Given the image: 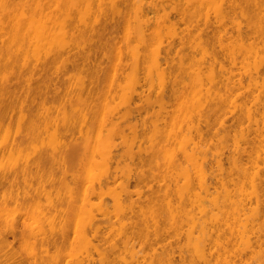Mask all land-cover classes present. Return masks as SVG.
I'll return each instance as SVG.
<instances>
[{"label":"bare ground","instance_id":"1","mask_svg":"<svg viewBox=\"0 0 264 264\" xmlns=\"http://www.w3.org/2000/svg\"><path fill=\"white\" fill-rule=\"evenodd\" d=\"M83 1H86L85 6H82ZM164 1L0 0L3 5V8L0 9V41L3 42L5 36L11 37V47H16V49L36 47L41 52L43 51L44 55L36 63L25 62L19 64L8 60L5 64L4 60L0 58V71L4 67H9L11 70L9 75L0 78V195L4 198L6 194V199L9 195L8 199L17 205L23 204L22 206H24L25 202L30 201L35 207L34 209L31 205L32 210L34 209L36 212L37 209L38 219L41 217L40 221L38 220L35 223L41 225L38 222H42L43 219L46 222L45 225L49 226L48 231L39 230L36 231V235H32L31 239L34 241L30 240L33 242L30 245L28 244L31 247L33 243L32 249L25 244V247L27 246V249L30 248L31 250H27L25 253L28 254L23 256V252L20 255L21 250L17 249V251L15 247L18 244L24 245L25 237L28 240L30 239L33 230L31 227L34 225L27 220L31 224L30 226L23 219L24 217L20 218L23 222L20 221L19 217L22 215H18V218L16 216L14 222L11 220L12 224L10 220L7 221L9 223H5L7 217L3 216L4 220L0 219V225L3 222L5 227L9 224L7 226L9 231H6L7 234H0V242L9 252L4 254V259H0V264H59L57 259H54L58 255L55 254V257L51 250L54 249L52 251L57 252L70 244L71 237H68L69 232L67 231L69 222L64 219L70 216L69 212H71L74 219L76 216L78 217L77 221L79 222L81 216L79 213H84L86 210L88 211L86 213L89 214V222L86 225L88 229H85L89 230V237L85 233V229L84 232L82 230L83 233L79 232L77 222L74 227H77L78 232L74 228L75 234L74 237L72 236L71 241L74 244L71 243V246L68 245V247L73 245L72 249L74 250V245L76 247L78 242H87L85 245L90 246V250L92 249L96 255L98 254L97 256L104 257L102 254L105 253V249L103 253L101 242L110 240V233L112 230L114 231L113 226L110 227L112 217V219L117 220V224L120 222V230L118 229L117 232L123 231L124 234L125 232L129 234V237L125 235L128 240L123 235L120 238H125L124 240L127 241L133 239L137 244V246L136 244L133 245L138 249L134 252L130 261H124L123 263L113 261L108 262V264H150L155 262V259L162 258H168L166 264H179L186 254L181 251L178 258H176L173 249L180 240L181 234L174 232L175 234L171 236L165 227L166 224L177 223V219L189 225L185 237L189 240V247H192L194 252L198 248L203 258L216 256L219 260L221 251L222 254L224 251L222 239L226 240V244H234L241 228L236 226H245L249 223V225H254V221L251 223L253 214L246 213L247 208L251 209V200H254L255 210L264 209V175H261L262 172L260 173L258 169L260 160L264 164V156L262 155V153L264 154V147L258 146L257 135L251 139L253 144H257L258 154L256 156L255 153L250 154L244 151L240 156L227 158L235 164L244 179L251 183L254 191H257L246 205L239 200L240 188L237 179L225 180L224 178H218L212 171L204 176H198L190 174L187 170L189 163L192 161L202 162L211 169L213 160L209 157L208 152L201 147V144L208 137H211L215 125L222 133H229L232 134L231 137H234L243 125V118L240 119L237 116L238 110H244L245 112L242 116L249 122L250 130L248 132L256 134L260 121L261 123L264 122V95L261 96L256 90L259 78L261 77V79L263 78L262 81L264 80V0H182L181 2L176 0L177 2H174L173 6L169 5V0L166 3ZM82 7L89 11V22L81 30L74 23L72 16L75 12H81ZM235 11L237 12L236 15L239 13L242 16L238 14L245 22V30L241 28V21H235L237 17L234 15ZM228 12H231L230 15ZM225 14L229 17L234 16L230 18V20L233 19L232 22L228 20L232 27L230 23L227 24L228 27L225 25V22H228ZM212 18L214 22H212ZM121 23L124 27L120 26ZM179 23L182 24L179 27L180 29L176 27ZM201 24L202 28L199 27ZM119 27L120 29L123 28V32L120 31L123 33L122 36L120 33L118 35ZM80 36H83L85 40L89 39L90 43L79 46L77 41L82 39ZM61 37H64L62 40H66V42L59 44L56 41ZM164 38L170 40L165 43L164 40L166 39ZM130 42L133 45L132 43L130 45ZM99 44L100 46L103 45V48L107 44L110 45V48H114L117 56V58L115 57L117 59L116 63H113L115 60L112 59L115 55H104V58L108 60L106 62H110V65H112L111 67L106 63V65L104 64L106 67L104 65L103 67L101 64L104 59L103 55L101 58L96 55L97 51L94 49L97 46V49H101ZM121 47H126V52L125 50L123 52ZM3 49L4 44H1L0 52ZM234 52L240 53L235 55ZM243 54L245 56L251 54L250 57L253 56V58L256 56L255 60H257L256 64L258 66L255 68V74L249 73L247 70V72L239 70L240 67L242 68L240 64L243 63V60H238L247 58H244ZM124 55L130 58V71L135 76H139V72L145 68V63L151 60V69L154 71L155 68L156 72H154L158 74L159 80H168L170 97H172L174 103L177 102V108L171 103H166L161 107V113L158 115L159 119L152 123L151 133H148L153 135L152 145L162 150L159 151L160 153L158 152L159 155L148 160L149 164L154 163L155 167L159 168L162 165L158 158L163 160V163L166 160L165 163L170 171L165 172L168 173L166 175L163 172L162 175V173H155L152 170H144L145 161L138 152L139 157L135 155L133 161L134 159L137 160L140 169L126 174L127 176L125 175V180L121 184H116L118 177L116 171L107 170L103 175L93 178L94 181H90L87 187L85 185L83 187L82 184L84 183L81 175L88 173L89 164L95 159V152H99L97 145L104 144L117 148L116 142L108 141V137L115 134L124 139L126 137L125 130H128L134 139L130 143L140 149L144 143L143 137L144 135L146 137V131L150 128L144 117L139 118V123L136 120L134 124L128 122L125 125L123 123L127 119L129 120V118L126 119L127 115L118 116L112 110L106 112V108H102L101 103L106 106L117 96L122 97L123 94L125 97L126 94H129L125 93L126 90H123L125 88L124 84H126L125 80L128 78L125 74L122 75L125 72L121 71L128 66L126 61L123 62L125 60ZM225 62H228V67ZM124 64L125 66H123ZM175 65L180 68L187 66L182 68L183 74H188L187 76L184 74L186 76L185 80L188 78L187 81L184 80L183 75L182 78L172 75ZM234 68L235 72H233ZM108 69L109 71L112 70V74H109V71L107 73ZM103 74L104 76H102ZM133 75L132 79L135 77ZM246 76L250 81L248 87L254 86L251 94L245 92L248 89L247 87H243V80ZM100 78L102 79L100 80ZM138 79L142 80V78H135L136 85L139 86L138 82L140 80ZM161 83L165 84L166 81H161ZM142 86H140V91L143 90ZM140 91L134 90L131 99L133 100V96L141 98L144 95V90ZM119 92H122V94ZM163 92H165L164 89L162 95L168 91ZM129 95L127 97L130 99ZM73 96L81 107L79 110L73 109L72 116L81 120L89 129L94 127V131L96 130V135L94 134L96 139L85 141L87 147L84 155L85 163L80 168L82 171L79 168V171H75L76 168H72L69 164L68 155L75 149V145L70 146L73 143V134L68 135L65 132L67 128L64 125L60 126L59 123L60 119L68 118L65 107L69 98ZM249 96L253 97L252 101L249 100ZM95 98L96 103H98L97 99L101 98L99 100L101 106L99 107H101L103 113L99 108L96 109H99V112L103 114L98 112L102 121H99L100 117L95 112V106L99 105L94 103ZM211 101L218 102L214 109H209V112L215 113L214 121H211V117L205 116L202 124H192L191 115L188 117L186 115L192 110L193 102H196L200 108H207ZM53 102L56 104H52ZM178 103L184 104V107L181 104L178 107ZM96 116L99 117H97V121L100 123V128L97 125L98 130L94 126L98 123H95ZM228 121L229 123H227ZM14 122L16 123L15 128H13L15 126ZM21 122L25 124V127L38 126L40 136L43 135V132L51 134L53 138L51 142L55 143L60 149L58 158L53 157L52 162L49 164L44 163L43 158L40 157L27 158L24 156L23 159H20L22 157L18 153H20L22 146L32 143V141L26 139L28 131L25 130L26 133H23V130H20ZM106 127L108 128L106 129ZM138 135L142 139H139ZM39 143L44 144L46 142L41 138ZM11 153L17 154L12 155ZM11 155L14 158L16 156L15 160L20 157V160L17 159L18 161L14 162L13 159L11 164L9 162L13 158ZM113 160L114 156L111 155L108 157L107 163H112ZM3 164H10L13 167L10 165V167L3 166ZM215 165L221 169L222 159H216ZM57 173L61 174L58 179L55 176L58 175ZM11 176L14 177L13 180ZM89 176L84 179L86 180ZM163 176L167 179H163ZM18 177H22V184L26 188L22 193L17 192L12 195L13 185L19 183L17 182ZM158 177L165 183L171 182L174 188H170L168 185L154 188L150 183H157ZM33 179H38V182H36L38 185L35 189H32V181H30ZM179 179L183 181L181 187H178V182L181 181ZM71 185L72 189L69 187ZM115 185H118V187ZM119 185L121 186L119 187ZM62 186L63 188H70L73 193H69V196L64 195L65 191L61 190L60 193L57 188L59 189ZM219 186H230L231 188L228 193L230 194V203L234 208L230 214L226 211L229 205L226 201L228 202L229 198L221 195L218 191ZM131 187L133 188L131 189ZM119 188L120 191L118 192ZM178 192H183L184 196L178 197L177 201H173L169 197L170 193ZM105 198H111L113 201H117L118 204L120 203L119 205L116 204L117 202L115 204L120 209L122 208L121 214L116 212L117 215L111 217L110 212H113L111 209L113 206H111L109 212L108 207L110 205L107 207L106 202H104ZM41 199L43 200L42 203L39 201ZM91 199H97L99 205L97 203L94 205ZM113 201L111 205L114 204ZM85 206L91 208L88 209ZM93 206L94 208L98 206L96 208L98 214L89 211L94 209ZM114 207L116 206L114 205ZM213 211L216 212L213 214ZM73 212L76 214H73ZM89 212H94L91 215H95L90 216ZM113 214L115 213L113 212ZM96 215L101 218H97ZM211 216H214V219H209ZM63 217L62 221L59 220V222L61 221L60 226L57 223L58 228L55 227V229L53 224ZM72 221L69 223L70 228L76 223ZM100 221H106L108 226L101 227ZM18 222L22 227L18 225ZM40 225H37V227L41 228L44 224L41 227ZM29 226L32 229L31 231ZM253 227L255 228V226ZM251 231L253 238L249 245L251 251L249 252L250 255H253V251L258 254V251H256L258 248L263 250L264 233H262L263 231L259 232V227L255 231ZM26 233H30V237H27L29 235ZM77 233L81 235L78 237ZM84 234L86 236H83ZM9 235L12 238L11 242L8 241ZM83 237L86 241L82 239ZM35 245H38L39 252H36L35 248L33 250ZM125 245L130 246V242L128 244L125 242ZM215 245L217 246L215 247ZM113 246L115 245L113 244ZM18 248L20 249V247ZM71 250H65L71 252L70 257L68 256L69 253L66 255L70 262L67 258H60L61 264L62 262L66 264L67 260L69 264L72 261H74V264H104L105 262L100 257L96 261L91 256L75 261L74 258L77 257L72 255L73 250ZM255 253L254 257L262 258L260 253L263 252H260L259 256ZM253 256L250 257L251 260H255V262L257 261L255 264H259L260 259H253ZM233 258L234 260L240 259L238 251H235V257L233 256ZM262 260L263 263L261 262V264H264V257Z\"/></svg>","mask_w":264,"mask_h":264},{"label":"rangeland","instance_id":"2","mask_svg":"<svg viewBox=\"0 0 264 264\" xmlns=\"http://www.w3.org/2000/svg\"><path fill=\"white\" fill-rule=\"evenodd\" d=\"M171 1L172 0H169L168 3H169V5L171 4V6H173L174 5L173 3L174 2L176 3L178 0L177 1L176 0L174 1L173 0V2H171ZM181 1L182 0H179L178 2H181ZM85 2L86 1H83L82 2V6H85ZM164 2L166 3L167 0L164 1ZM167 7H168V4H167ZM1 8H3L2 3H0V9ZM81 9H82L81 12H79V13L75 12L72 17L74 18V23L78 26L79 29L82 30L83 27L85 26V24H87L89 22V11L86 10L85 7H82ZM167 10H168V8H167ZM236 11H238V10H236ZM236 11L234 13L235 17L237 16L236 19H235V21H237V22H238V20L241 21L240 22L242 24V27L241 28H244V30H245V27H246L245 26V22H244V20H242V18H240L241 15L239 13L238 14L240 16L238 14L236 15V13H237ZM228 13L230 15L231 12H228ZM227 14H225L227 21L230 20V18H233L234 17L232 15L229 17V15H227ZM225 15H224V17H225ZM232 20L233 19H231L230 21L232 22ZM212 22H214L213 21V18H212ZM228 23H230V22L229 21L227 23L225 22V25H227ZM178 25L176 26L178 28L182 26V24H180V26H178ZM228 25H227V27H228ZM230 25H231V23H230ZM120 26H122V23L120 24ZM201 26H202V24L199 27H201ZM122 27H124V25ZM122 27H121L122 30L119 27L120 30L118 29V35H119V33H120V35L123 34L122 33L123 32V28ZM231 27H232V25H231ZM120 31H122V32H120ZM166 36H168V35L166 34ZM63 38L64 37L58 38V40L56 42L59 43V44L66 42V40L65 41L62 40ZM80 38H82V39H80V40L77 41V44H79V46H84V45H87V44L90 43V40L89 39L85 40V39H83V36H80ZM164 39H166V38H164ZM168 40H170V39L168 38V39L164 40L165 43ZM258 42H260V41H258ZM131 43L132 42H130V45H131ZM260 43H258V44H260ZM1 44H4V49L0 52V53H2V54H0V58H2L4 60V63L5 64H6V62L8 60H11L14 63L18 62L19 64L25 63V62H27V63H36V61L41 60L43 58V56H44L43 55V51L41 52V50L39 48H36V47H23V48H19V49L18 48L16 49V47H11V37L5 36L3 38V42L0 41V45ZM132 45H133V43H132ZM104 46H105V44H104ZM106 46L103 48V45L100 46V44H99V47L101 49H97L98 46L96 47L97 50L94 49L95 51H97L96 52V55H98L100 58H101L102 55H103L102 56L103 58L105 57L104 55H106V56H110V55L113 56V55H115L114 57H112V59L114 58L115 61H113V60L112 61H113V63L114 62L116 63L117 56H116V53L114 52V48L111 47L112 48V50H111L110 45H108L107 47ZM122 46H125V45H122ZM108 47H109V49H108ZM125 48H122L123 50L122 49L121 50L123 52L125 50V52H126V49ZM112 51H113L114 54L112 53ZM98 52H99V54H98ZM234 53L236 55L237 53H240V52H234ZM238 56H240V54H238ZM243 56H244V58L245 57H247V58L246 59H241V60L239 59L238 60V61H242L243 60V63L240 64V65H242V68L240 67V69H239V67H238L237 68V71H238V69L241 70V71H244V70L246 71L247 70L249 73L255 74V68H257V66H258V64H256L257 63V60H255L256 56L254 58H253V56L250 57L251 54H250V56L249 55L248 56H245L243 54ZM233 57H234V55H233ZM237 57H235V58L237 59ZM104 59L101 61L102 66L106 63V64H108L111 67L112 65H110V62H106L108 60L106 58H104ZM124 59L125 60L123 62L126 61V63H128V66L127 65L126 66L129 67V64H131V60H129L130 58L126 55ZM150 62H151V60H150ZM150 62L148 61V62L145 63V68H144L143 71H140L139 72V74H140L139 76L133 75L132 74V71H130L131 70L130 67L129 68H127V67L123 68L122 67L123 69L121 71L122 72H125V73H122V75L125 74L126 76H128V78L125 80L126 81L125 82L126 84H124L125 85V88L123 87L124 88L123 90L124 91L126 90L125 93L127 92V93L130 94V95L129 94H126L127 96L129 95L130 99L127 96H125V97L123 96V94H122L123 90L121 89L122 92H119V93L122 94V97L121 96L120 97L117 96L113 101H111L110 103H108L106 106L103 105V103H101V101H99L101 98L100 99H97V102L98 103H96V98H95V100H93V101H95L94 103H96V104H99V102H100L101 105L103 106L102 108L103 109L106 108L105 109L106 112L107 111H110L111 112V110H112L118 116L119 115H124V116L127 115L128 117H126V119L129 118V120L127 119L126 122L123 123L125 125H127L128 122H130L129 124H134V122H136V120L138 122V120H139L140 117H144L145 120H147V124H148V126H150V128H148V130L146 131L147 132L146 137H145V135L143 137L144 138L143 139L144 140V143L140 147L141 150L138 149L137 147H135L132 143H130L134 139H133L132 134L128 130H125L126 137L124 139L116 136L115 134L109 136L108 137V141H114V142H116L117 148H112L109 145H104V144H99V146L97 145V147H99L98 148V151L99 152L98 153L95 152L96 153L95 154V159H94L93 162H91L89 164V170H88V173L87 174L90 175V176L87 177V179H86L87 181L84 178L86 176H88V175L86 173H85L86 174L85 175L83 172H82L83 174L80 172L82 174L81 177H83V183H84V184H82L83 187H85V186L87 187V185L89 184L90 181H94L93 178L95 179V177H98L101 174L103 175L107 170L116 171V175L118 177L116 179L117 180L116 181L117 183L116 182L115 183L116 184H121L123 182V180H125L124 177L127 176L126 174H128L130 171L133 172V170L135 171L136 169L137 170L140 169V165L137 162V160L134 159V161H133V157L135 155H137L138 152L140 153L141 158L145 161V165L143 166V169L144 170H152L155 173H162V175H163V172L165 173V172H169L170 171V169H168V166L165 163L166 160H164L165 161L164 162L165 164H164L163 163V160H161V159H159L157 157L158 160H159V162H160V164L162 165L159 168L158 167H155L154 163L149 164V161H148L150 158H153V157H156L157 155H159L158 154L159 151H162L161 149L157 148L156 146L152 145V143H151V140L153 139V135H150L148 133H151L150 130H151V127H152V123L155 122V121H157L159 119L158 115H160L161 109H162L161 107L164 104H166V103H169L170 104L171 103L172 105L175 106V108H177L176 107L177 106L176 105L177 102L175 101V103H174V100L172 99V97H170V93H169L170 92V87H169L170 85H169V83H167L168 80L167 79H164V81H163V79L162 80L161 79L159 80L158 77H157L158 74L157 73L155 74V72H156L155 71V68H154V71L155 72L151 69L152 66L150 65ZM111 64H112V62H111ZM225 64L228 67V62H225ZM108 65H107V67H109ZM240 65H238V66H240ZM123 66H125V64ZM186 67H182V68H186ZM182 68L178 67V65H175V67L172 70V75L174 74V75L179 76V77L182 78L184 76V74L186 75V73L183 74ZM234 70H235V68L233 69V72L236 71V70L235 71ZM108 71H109V69L107 70V73L110 72L109 74H112V72H111L112 70H110L109 72ZM9 73H11L10 68L9 67L8 68L4 67V69L0 71V78L9 75ZM131 74L133 76H135L134 79L131 78L132 77ZM102 76H104V74ZM186 76H184V80H185V77ZM135 78H142L143 81L141 79H138V80H140L138 82V84H140L139 86L136 85ZM247 78L248 77L246 76L245 77V80H243L244 81V83H243L244 86L243 87H247L248 89H246L245 92L251 94L252 93V89L254 88V86H252L250 84L252 87L250 85H249L250 87H248V82H250V81H248ZM101 79L102 78H100V80ZM187 79L188 78H186L185 81H187ZM262 79H261V77L259 78V80H258V87H256V90L261 94V96L264 95V80L262 81ZM161 81L162 82H165L166 81L167 84L166 83L165 84L164 83H161ZM141 82H142V85L143 86L141 85ZM140 86H142V89L144 90V91L142 90L143 93H144V95L141 98H138L136 96L138 100L135 99L136 98L135 96H133V100H132L131 99L132 98L131 97V94L134 92V90H136L137 92H139L141 90ZM163 89H164L165 92L168 91L167 93L163 92V93H165L164 95L161 94L162 91H163ZM142 91H140V92H142ZM117 93H118V91H117ZM168 94H169V96H168ZM140 99H142V100H140ZM252 99H253V97L252 96H249V100L252 101ZM55 102H53L52 104L55 105L56 104ZM102 102H104V101H102ZM81 104H82V102H81ZM179 104H181V103H178V107H179ZM101 105L100 104L97 105L98 107L94 105L95 106V112H96V114L99 115V117H100V114L103 113V110L101 109V107H99ZM181 105L183 106L184 104H181ZM217 105H218V102L217 101H211L209 103V106L207 108H204V107L203 108H200L199 105L196 102H193V105L191 107L192 110L186 116L188 117L189 115H191V121H192V124H194V125L202 124L203 123V119L205 118V116L211 117L212 118L211 121H214V114L215 113L209 112V109H211V108L214 109L215 106H217ZM204 106H205V104H204ZM80 107L81 106H79V104H78V102H77V100H76V98L74 96L72 98H69L68 103H67V105L65 107V111L68 114V118L60 119L59 120L60 126H63L64 125L67 128L65 132L68 135L73 134V136H72L73 143L70 146L75 145V149H74V151L72 153H70L68 155V161H69V164H70V166L72 168L73 167H74V169L76 168L75 171H79V169L84 166V163H85L84 162V155L86 154L85 151H86V147H87L85 141L92 140L93 138H95L94 136L96 135V133H95L96 130L94 131V127L92 129L91 128L89 129V127H87V125L84 124L81 120H79L76 117L72 116L73 109L79 110ZM141 107L143 108L142 110H141ZM96 108H99L102 113L99 112V109L97 110ZM139 113H141V114L139 115ZM243 113H245L244 110H238L237 111V116L240 119L243 118V125L238 129V131L236 132V135L234 137H231L232 134L230 135L229 133H222L221 131L218 130V126L215 125L213 127L212 132H211V135H210L211 137L210 138L208 137L206 139V141L204 143H202V144H201V141H200L201 147L204 148L208 152L209 157H211V159L213 160L211 169H209V167L207 165H204L202 162H199V161H195L194 162V161H192V162L189 163V165L187 167V170H188V172L190 174H196L198 176H204L206 174H209L210 171H212V173L214 175H216L218 178H222V179L224 178L225 180L226 179L227 180L237 179L238 182H239V188H240L239 194H238L239 200H241V202L246 205L247 203H249L248 201L251 200V197H253L254 194L257 191H254L251 183H249L247 180L244 179V177L241 175V173H239V171L237 170V167L235 166V164L230 159L228 160L227 158L240 156L241 153L244 152V151H246V152H248L250 154L255 153V156H256L258 154V152L256 150L257 149L256 148L257 144L256 143L253 144L251 139L253 137H255V135H257L256 136V139H257V141L259 143L258 146L261 147V148L264 147V122L261 123V121H260L259 127H258V130H257V133L256 134H253L252 132H248L250 130V127L248 125L249 122L247 121L246 118H244L242 116ZM136 114H137V116H136ZM97 117L98 116H96L95 123L96 122H98V123H96V125H94V126L98 130L100 128L99 121L101 120V117H100L99 121H97V119L99 118V117L98 118ZM21 123H22V126H20V128H21L20 130H23V133H26L25 130L28 131V137L26 139L29 140V141H32V143L31 144H26V145L22 146V148L20 149V153H18V154H20L19 156L22 157V158L18 157L17 158L18 160L23 159L24 156H26L27 158L40 157L41 159L43 158L44 163L49 164V163L52 162L53 157H55L56 159L58 158V154H59V150L60 149L58 148V146L55 143H52L51 142L53 140L51 134H47L46 132H43V135L40 136V134H39V131L40 130H39V127L38 126L36 127L35 125H33L31 127L30 126H26L25 127V124L23 122H21ZM227 123H229V121ZM14 125L15 126L13 128L16 127V123L15 122H14ZM97 125L99 126V128H97ZM125 125H123V126H125ZM107 128L108 127H106V129ZM62 132H63V130H62ZM138 137H139V139H142L139 135H138ZM41 138L46 143L40 144L39 141H41ZM95 139H93V140H95ZM96 151H97V149H96ZM13 154L16 155L17 153H13ZM12 155H11V157H13L11 159L12 161H9L10 158H8L9 159L8 161L11 164L13 163V159H14V162H16V160H17V159L15 160L16 156L14 158V156H12ZM111 155L114 156V160L112 161V163H107V159ZM262 155L264 156L263 153H262ZM218 158H221L222 159L221 169H219L215 165V160L218 159ZM4 165L5 164H3V166ZM9 165H7V167ZM10 166L13 167L12 165H10ZM258 169L260 170V173L262 172L261 175H264V164H263L262 160H260L258 162ZM258 169H255V170H258ZM166 174H168V173H165V175ZM55 176L58 179L59 176H61V174L60 175L58 174V175H55ZM164 176H163V179L166 180L167 178H164ZM160 177H162V176H160ZM11 179L13 180L14 177L11 176ZM28 180H29V178H28ZM179 180H181V181L178 182V184H179L178 187H181V185L183 184V181H182V179H179ZM22 181H23L22 177H18L17 182H19V183L16 182L17 184H14L13 185L12 195L16 194L17 192L18 193H22L23 190L26 188V187H24V184H22L23 183ZM30 181H32V189H35L36 188V185H38V183L36 184V182H38V179H33V180H30ZM92 183H94V182H92ZM153 183H150V185L152 184L153 187L156 188V189L157 188H160V186H162V185H164V187L168 185V186H170V188H174V185L171 182L168 181V183H165L159 177H158L157 183H154V184ZM34 185H35V187H34ZM63 186L61 188H59V189L57 188V190H60V193H61V190L62 191H65V194H64L65 196H69L70 195L69 193H71V194L73 193L72 190H71L72 189V185L69 186L71 189L70 188H63ZM115 186L118 187V185H115ZM120 186L121 185H119V187ZM132 186L134 187V184L133 183H132ZM141 186H142V184H141ZM133 187H131V189ZM230 189H231L230 186H228V187L227 186H219V188H218V191L221 193V195L223 197L229 198L228 202L226 201V203L229 204L227 206V208H226V211L229 214L233 211V208H234V206L230 203V194L228 193V191ZM119 191H120V188H119L118 192ZM10 196H11V194H10ZM181 196H184L183 192H178V193H174V194H171L170 193V196L169 197H171L173 199V201H177L178 200L177 198L178 197H181ZM0 197H1V195H0ZM8 197H9V195H7V199H8ZM4 198L1 197V199H0V202L3 201L2 203H0L1 204V206H0V219L1 220H4L3 219L4 218L3 216L7 217V220H6L5 223H9L7 221L10 220V222L12 224V221L11 220H13V222H14V219L16 220L15 217L17 216V218H18V215H22V216L19 217V220H20V218L24 217L23 219H25L26 221L27 220L30 221V223L32 225H34V226H35V224H37L35 222H37L38 220L40 221L41 217H40V219H38L39 215H36L37 209H36V212H35V210H34L35 207L32 205L33 203H31L30 201L25 202L26 204L24 202H22V203H24V206H22L23 205L22 203H21L22 205H17L14 202H12V200H10V199L7 200L6 199V194H5V197ZM108 198H105L104 202H106L105 204L107 205V207H108V205H110L108 207L109 212H110L111 206H113V207H114V205L116 206L114 208L113 207L111 208L112 211L115 213V214H113V212H110V216L112 217L113 215L114 216L117 215V213L119 214V212L122 211V208L120 209V207H117V205H119L120 203L118 204L117 201H113L111 198H110L111 200L108 199ZM91 200L93 201L94 205H96V203L99 205V203H98L99 201L97 199H95V200L91 199ZM39 201L41 202L43 200L41 199ZM112 201L114 203L113 205H111L112 204ZM80 202H78V203H80ZM93 203H92V205H93ZM251 203H252L251 209L249 210V208H247L246 213H248L249 215H252V214L255 215V216L252 215V217H253L252 219L253 220L250 218L252 220L251 223H253V221L255 222L254 225H253V226H255V228L252 225H249L250 224L248 222L249 216H248V220H247V222L249 224H246L245 226L244 225H242V226H236L238 228L241 227L239 229L240 230L239 235H238L237 239L235 240L234 244H231V243H227L226 244V240L222 239L223 246H224V251L225 252L223 251V254H222V251H221V254H220V251H219V254H220L219 260H218V258L216 256H213L211 258L210 257L209 258H205V257L203 258V256L200 253L201 252L200 249L198 251V248H197V251L195 250V252H194L193 248L192 247H189V240L186 239V237H185L186 234L188 233V229H189V225L188 224H186L185 222L183 223V222H181L178 219H177V223L166 224L165 227H166V229L168 230V232H169V234L171 236L175 234L174 232L181 234L180 240L174 246V249H173V252H174L176 258H178V254L181 251H184V253L186 254V256L183 259V261H180L179 264H233V262H235V264H255V263H257V261L255 262V260L253 261L250 258L251 256L254 255L255 252L253 251L254 252V253L252 252L253 255H250V252L251 251L249 250V245H250V243L252 241V238H253V236L251 234L252 233L251 230L255 231L259 227V232L260 231H263L262 233H264V209L263 208H260V209L255 210L254 200H251ZM27 204H30V205H27ZM12 205H15V206H12ZM31 205L34 207L33 210H32L33 207ZM76 205H78V204H76ZM86 208L89 209L91 207L87 206ZM93 208H94V206H93ZM96 208H94L93 210L90 209L89 211L96 212ZM86 212L88 213L87 210L84 213H86ZM94 212H89L90 213V216H94L95 214L94 215L93 214L91 215V213H94ZM215 212L216 211H213V214ZM69 213H70V216L72 218L70 216H68L65 219L63 217L61 219L56 220L57 222L53 224L54 225V228L55 227L58 228L57 225L59 224V226H60V222L63 219L66 220V221H68L70 223L72 221V219H74V217L71 215V212H69ZM84 213L83 212L81 214L79 213V215H81L79 217V222L77 221L78 220V217L76 216L77 219L75 218L76 220L75 219L73 220L74 222H76L75 224H73V227L70 228V226H69L70 224L69 223L67 224V231L69 232L68 233V237L69 236L71 237L70 238V242H69L70 244L72 243L71 242L72 241V236L74 237V234H75L74 233V230H75L74 228H76V230H77V227H78L79 232H82V230L84 232V229L87 228L86 225L89 222V217H88L89 214H87V213L84 214ZM111 213H112V215H111ZM73 214H76V213L73 212ZM120 214H121V212H120ZM213 217L211 216V217H209V219H212ZM97 218H101V217L100 216H97ZM112 218L110 220H112V221L114 220L115 222L114 221L113 222L111 221V224H110V227L113 226L112 229H114V231L112 230L113 233L111 232L110 233V236H109V238L111 240V244H110V240H107V242H105V241H102L101 242L102 243L101 250L103 251V253H104V249H105V253L102 254V255H104V257L103 256H97L98 254L96 255L95 252H93L92 249L90 250V248H89L90 246L88 247L87 245H85V244H87V242L83 243L80 240L81 242H78L77 243L75 241V239H74V241L77 243L76 244V247L74 245V248H75L74 250L72 249L73 248V245H72V247H70L71 246L70 244H67V246L65 248L59 249V251H57V252H55V251L53 252L52 250H54V249H52L51 252L53 253V255H55V254L58 255L57 256L58 258L55 255L56 258H54V259H57L58 263L61 264V262H60L61 259L62 258L66 259L67 258L66 255H67V253H69V252H66L65 250H68L69 249V251H70L72 249L73 250V251L71 250L72 251V255H74L75 257H77V258H74L75 261H77L76 259L82 260V258L83 259L85 257L88 258V256L89 257L91 256L92 258L96 259V261L99 260V257H100L103 261H105L104 264H106V263L108 264V262L111 263L113 261L114 262H121V263H123L124 261H130L132 259L131 258L132 255L138 249V247H136V248H135V246L133 247V245L136 244L133 239H129L130 241H127L128 240L127 239V236L129 237V234L127 232H125V234L123 233V231L122 232L121 231L117 232L118 229L120 230V227H119L120 226L119 225L120 222H118V224H117L116 223L117 220L116 219H112ZM68 219H70V220H68ZM59 220H61V221L59 222ZM20 221H22V220H20ZM41 221L42 222H38V223H41V225L42 224H44V225H42V227H41L40 224H37V225H40V227H41V228H38L37 225H36V227H37L38 230L37 229L34 230V228H36L34 226L31 227L35 231V234H34V231L32 229H30L31 224L28 222V224H30L29 230L30 231L32 230L33 232L31 231V237L29 235L30 233H28V234L26 233L27 235H29L27 237H30V239L28 240V238L26 239V237H25V241H23V244L24 245L18 244L15 247L16 250L17 249L19 251L21 250L19 252L20 255H22V252H23V256H24L26 254L25 252H27V250H29L30 248L32 249L33 243H32V246L31 247L29 245L31 244V242L34 241L31 238H32V235H36V231L37 232L39 230H44V231L47 230L48 231V227L49 226L48 225L47 226L45 225L46 222L43 219ZM22 222H20V223H22ZM27 222H26V225H27ZM77 222H78V226L77 227H74V225L75 226L77 225ZM3 223H1V225H3V226L0 225L1 226L0 227V232H1L0 234H5V233L7 234L6 231L8 230L7 229V226L9 224H7L6 227H5V224H3ZM99 224H100L101 227H103V226H106L107 227L108 226L107 223H106V221H100ZM18 225H20L19 222H18ZM44 226H46V227L44 228ZM20 227H22V225H20ZM106 227H104V228H106ZM68 228H70V229H68ZM108 229H111V228H108ZM78 230L76 232H78ZM85 233L88 234L87 236L89 237V230H86L85 229ZM77 235H78V233H77ZM80 235H78V237ZM113 235H114L115 238L113 237ZM115 235H117V236H115ZM122 235H123V237H126L127 240H124L125 238H120V237H122ZM125 235H127V236H125ZM83 236H86V235L84 234ZM228 236H229V234H228ZM75 237H76V235H75ZM112 238H113V240L114 239L115 240L113 241ZM82 239L85 240L84 237ZM11 240H12V238L9 235L8 236V241L11 242ZM26 240H27V242H30V243H27ZM30 240H33V241H30ZM123 240L127 244H128V242H130V246L129 245H125V242ZM133 241H134V243H133ZM218 243H219V241H218ZM25 244H27V245L29 244L28 247H30V248L27 249L28 247L27 246L25 247ZM37 244L39 245L38 242H37ZM72 244H74V243H72ZM113 244L115 246H113ZM38 245H35L37 247H35V246L33 247V250L35 248V251L36 252H39L38 251V249H39ZM68 245H70V246L68 247ZM136 246H137V244H136ZM216 246L217 245H215V247ZM18 247H20V249ZM67 247H68V249H67ZM255 249H257V248H255ZM258 249L256 250V251H258V254L260 252H263L262 254L260 253V256L262 255V258L260 259V257H258V258L257 257H254L255 255L252 258L253 259L254 258H257V260L260 259L259 261L262 262L263 261L262 259L264 257L263 256L264 255V248H263V250H260V249L258 250ZM226 250H227V252H226ZM235 251L236 252L238 251L239 254H240V259L239 260L236 259L237 261L234 260V258H233V256L235 257ZM6 252L8 253L9 251H6V247H4V245L0 242V259H4V254ZM29 253H30V251H29ZM258 254H256V255H258ZM68 256L69 257L71 256V252L69 253ZM71 259L74 260L73 258H71ZM167 259L168 258H166V259L165 258H162V259H159V260L155 259L154 260L155 262L150 263V264H166L167 263V261H166ZM68 260L70 262V259H68ZM68 260H67L66 264H69L68 263ZM148 261H150V260H148ZM64 262H65V260H64ZM261 262H259V264H261ZM72 263L74 264V261H72L71 264ZM62 264H63V262H62Z\"/></svg>","mask_w":264,"mask_h":264}]
</instances>
